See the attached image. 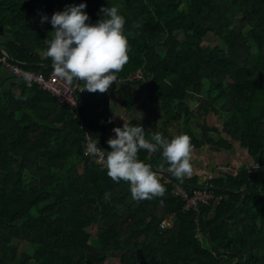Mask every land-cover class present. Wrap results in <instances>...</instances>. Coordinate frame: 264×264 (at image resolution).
Masks as SVG:
<instances>
[{
	"label": "trees",
	"instance_id": "1",
	"mask_svg": "<svg viewBox=\"0 0 264 264\" xmlns=\"http://www.w3.org/2000/svg\"><path fill=\"white\" fill-rule=\"evenodd\" d=\"M81 3L88 23L107 18L103 7L125 18L129 61L117 81L144 84L159 103L156 133L187 134L193 150L216 153L237 143L253 168L183 182L165 171L164 196L135 201L128 182L84 155L88 135L111 151L108 93L82 92L80 82L73 108L0 63V264H264V0H0V57L48 77L49 21ZM117 93L131 110V95ZM209 113L225 115L220 128ZM138 158L153 171L169 166L162 150ZM176 186L212 197L186 208ZM167 217L172 225L161 228Z\"/></svg>",
	"mask_w": 264,
	"mask_h": 264
},
{
	"label": "clouds",
	"instance_id": "2",
	"mask_svg": "<svg viewBox=\"0 0 264 264\" xmlns=\"http://www.w3.org/2000/svg\"><path fill=\"white\" fill-rule=\"evenodd\" d=\"M86 7L81 3L52 15L49 22L54 35L51 40H45L47 49L44 55L51 59L55 77L67 84L74 80L82 82V92L106 94L129 61L125 18L115 6L103 7L100 12L107 18L91 24L88 23L90 17L85 12ZM45 21H48L47 16L42 18V23ZM25 79L30 80L31 74L26 73ZM113 132L115 138L107 141L111 149L107 152L86 134L89 137L87 151L103 163L113 182L129 183L133 200L163 197L166 188L160 182V176L165 171L181 182L193 174V146L189 135L179 134L168 140L161 133H153L148 139L141 126H130L126 122L123 128H114ZM141 150L150 153L162 150L169 166L153 171L150 165L139 160Z\"/></svg>",
	"mask_w": 264,
	"mask_h": 264
},
{
	"label": "crops",
	"instance_id": "3",
	"mask_svg": "<svg viewBox=\"0 0 264 264\" xmlns=\"http://www.w3.org/2000/svg\"><path fill=\"white\" fill-rule=\"evenodd\" d=\"M6 72V70H0ZM3 73V72H2ZM8 73V72H7ZM3 76V75H2ZM12 81H6L5 82V88L9 89L10 84ZM77 84V83H76ZM19 85L15 84L12 87V91L15 94L19 93ZM120 88H124L132 97L133 99V107L131 110L125 109L121 105V98L119 97L117 91ZM108 97H109V104L112 111V117L110 119L109 124L107 125V136L109 138H115V133L113 132L114 128H123L124 123H129L133 120L138 121L142 126L146 127L153 133L157 132L156 127L161 122V111L159 108V103L155 101L154 97L150 95L147 92L146 86L144 84L142 85H136L132 83H126V82H120L116 81V83H113L109 90H108ZM216 115L213 113H209L207 115V123L210 126H214L212 122L215 120ZM176 136V135H175ZM238 148L239 145H238ZM241 150L237 149L236 145L234 148L230 151H222V163L218 165H224V169L220 170L215 167V164L217 163L216 159V152H212L211 149L208 146H205V148H200L197 150L192 151V156L194 160H191V164L193 167V174L192 175H198L200 176V179H203V176H210L213 174H217L219 172H228V171H235L238 166L243 162V160L240 158L241 156H247L246 151L242 148ZM209 150V151H208ZM245 152V153H244ZM205 155L206 158L202 159L201 156ZM246 154V155H245ZM240 155V157H239ZM247 163H251V160H246ZM240 162V163H239ZM237 166V167H236ZM212 169V170H211ZM191 175V176H192ZM206 176V177H207Z\"/></svg>",
	"mask_w": 264,
	"mask_h": 264
},
{
	"label": "built area",
	"instance_id": "4",
	"mask_svg": "<svg viewBox=\"0 0 264 264\" xmlns=\"http://www.w3.org/2000/svg\"><path fill=\"white\" fill-rule=\"evenodd\" d=\"M9 61H14L11 57H9L5 52H3V56L0 57V63L2 66L6 67L13 76L23 79L28 85H31L32 83H36L40 86H42L45 90H47L51 95L57 98L58 102L62 104H67L73 108L77 107V96H76V85L73 82L71 84H67L64 81L60 80L59 78L55 77L53 75V70L49 73L48 77H44L40 74H35L31 71H27L20 67V64L18 62L16 63H9ZM31 74V79H25V74ZM141 74L139 72H136L131 77L128 78L129 81L132 79H140ZM86 148L84 150V155L89 156L96 160V162L100 165L102 169H105L102 162H98V158L94 157L91 153L87 151V145L89 143V137H86ZM98 146V145H97ZM99 147V146H98ZM101 150H103L101 147H99ZM104 151V150H103ZM157 168L155 169V171ZM165 172L161 174L160 177H164ZM175 192L177 194H182V196L186 199V208H189L191 206H196L199 201L206 202L209 200L212 195L208 191V188H202L199 190H196L194 194L191 197H188L186 193H184L183 189L179 186H176ZM172 225L171 218H164L161 223V228H169Z\"/></svg>",
	"mask_w": 264,
	"mask_h": 264
},
{
	"label": "rangeland",
	"instance_id": "5",
	"mask_svg": "<svg viewBox=\"0 0 264 264\" xmlns=\"http://www.w3.org/2000/svg\"><path fill=\"white\" fill-rule=\"evenodd\" d=\"M196 105L197 104H194L193 105V109H195L196 108ZM215 118V120L212 122V124L214 125V126H216L217 128H220L221 127V125H222V122L224 121V119H225V115L224 114H219L218 116H215L214 117ZM193 127L195 128V129H197L198 128V126H199V122H198V120L197 119H195V121L193 122ZM235 145H236V147H237V149H239V150H241L240 148H238V144L237 143H235ZM205 148V147H204ZM209 151V150H208ZM242 151V150H241ZM243 152V151H242ZM214 153V152H213ZM220 153H222V152H220ZM220 153H216L215 155L217 156L216 157V161H217V163L215 164V167H217V169L218 170H220V168L222 169V170H225L224 169V165H225V163H223L221 166L220 165H218V164H220V163H222V161H225V160H222V155L220 154ZM245 153V152H244ZM193 155V154H192ZM246 155V154H245ZM239 157H240V155H239ZM201 158L202 159H205L206 158V156L203 154L202 156H201ZM242 160H243V162L240 164V165H242V164H244V163H246L247 161V159L248 160H250V158L248 157V156H241L240 157ZM224 159V158H223ZM191 160H194L193 159V156H192V158H191ZM240 163V162H239ZM250 166H251V168H253V164H250ZM237 167V166H236ZM239 167V166H238ZM212 170V169H211ZM207 176V175H206ZM206 176H203L204 178L203 179H205L206 178ZM202 179V180H203ZM19 248H25L23 245H21Z\"/></svg>",
	"mask_w": 264,
	"mask_h": 264
},
{
	"label": "water",
	"instance_id": "6",
	"mask_svg": "<svg viewBox=\"0 0 264 264\" xmlns=\"http://www.w3.org/2000/svg\"><path fill=\"white\" fill-rule=\"evenodd\" d=\"M6 54L10 57V55H9L8 53H6ZM79 83H80V82L77 81L76 88L79 86ZM194 104H196L195 101H190V102H189V106H190V108H193V105H194ZM244 195H245V193H244ZM244 195H243V196H244ZM241 202H242V201H241Z\"/></svg>",
	"mask_w": 264,
	"mask_h": 264
}]
</instances>
